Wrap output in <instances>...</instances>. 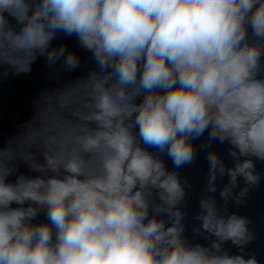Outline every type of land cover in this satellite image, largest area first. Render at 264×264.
Here are the masks:
<instances>
[{
    "label": "clouds",
    "instance_id": "clouds-1",
    "mask_svg": "<svg viewBox=\"0 0 264 264\" xmlns=\"http://www.w3.org/2000/svg\"><path fill=\"white\" fill-rule=\"evenodd\" d=\"M61 35L89 57L54 47ZM41 58L93 67L42 92L0 148V264H260L229 205L264 180V0H0V76ZM202 153L189 237L180 170Z\"/></svg>",
    "mask_w": 264,
    "mask_h": 264
}]
</instances>
